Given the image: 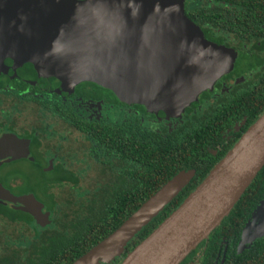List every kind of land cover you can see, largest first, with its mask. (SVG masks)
I'll return each mask as SVG.
<instances>
[{"label":"water","instance_id":"95a60500","mask_svg":"<svg viewBox=\"0 0 264 264\" xmlns=\"http://www.w3.org/2000/svg\"><path fill=\"white\" fill-rule=\"evenodd\" d=\"M185 17L182 0H0V89L10 80L69 94L81 82L165 117H179L197 93L232 66ZM23 140L0 139V163L29 156ZM264 166V112L184 201L120 264H181L230 213ZM194 176L180 172L114 232L72 264H111ZM50 225L32 195L0 183V204ZM264 235V199L240 247Z\"/></svg>","mask_w":264,"mask_h":264},{"label":"flooded vegetation","instance_id":"af4514ba","mask_svg":"<svg viewBox=\"0 0 264 264\" xmlns=\"http://www.w3.org/2000/svg\"><path fill=\"white\" fill-rule=\"evenodd\" d=\"M256 1L182 0L185 17L199 29L203 39L228 52L233 60L231 69L214 79L210 87L199 91L196 101L185 107L179 117L149 112L140 104H125L112 91L90 82L78 83L69 94H65L58 93L57 88L10 80L7 89H0V139L14 135L23 140L29 156L11 162L2 161L0 181H5L13 189H22L27 184L32 186L34 192L22 196H37L35 199L43 205L42 212L49 216L51 223L52 212L46 209L43 201L54 200V211L57 212V189L64 185L73 189L64 177L72 172L81 184L83 177L75 174L78 165L86 171L94 169L93 147L78 127L99 124L116 128L121 125V139L136 137L167 144L186 138L199 121L215 116L220 107L259 85L264 77V0ZM258 29L260 31H256ZM126 124L135 126L138 133H132ZM244 124L243 119L232 130H226L222 137L239 132ZM51 178L53 183L49 184L46 180ZM1 205L20 211L10 204ZM0 223L11 225L2 215ZM33 225L36 226L35 222ZM10 239L9 235H4L1 249L9 247ZM258 240H264L263 236L243 247H240V240L237 255L246 251L249 254ZM199 246L181 264L185 261H188L185 264H202ZM225 251L213 264L225 263Z\"/></svg>","mask_w":264,"mask_h":264},{"label":"trees","instance_id":"16d2710c","mask_svg":"<svg viewBox=\"0 0 264 264\" xmlns=\"http://www.w3.org/2000/svg\"><path fill=\"white\" fill-rule=\"evenodd\" d=\"M249 19L253 21L254 18ZM258 84L234 98L231 103L220 107L215 116L199 121L186 138L178 139L175 143L151 142L138 140L136 137L121 139V125L116 128L99 124L78 127L93 147L91 151L95 162L89 175L91 181L80 185L78 178L71 172L64 179L69 181L76 195L69 193L63 202L57 201V212L54 211V200L49 199L46 203L43 201L46 209L51 211L56 219L54 221L51 218V225L43 231H51L57 225V228L65 230L62 233L63 240L57 239V244L51 241L52 244L46 248H36L30 262L24 259L25 251L21 248L11 250L4 257H0V264H72L114 232L173 177L180 172L193 170L194 176L188 184L128 242L121 256L111 263L120 264L184 201L264 112V77ZM243 119L245 124L239 132H230L228 136L222 137L226 130H232L233 126ZM125 126L132 133H138L135 126ZM36 169L38 170V167ZM79 169L81 172H86V169L78 165L75 173L76 177H83L85 182V173L82 174ZM46 181L51 184L53 178ZM0 183L15 196L34 192L33 187L28 184L22 189L15 187V191L5 181ZM35 198L37 199V196ZM263 199L264 166L230 213L200 244L198 252L203 259L202 264H213L218 255L219 258L222 256L224 249V264H264V240L256 242L250 255L247 254L248 251L242 255L236 253L246 224ZM61 211L64 213L63 217L67 215V226L59 225L57 214ZM0 215L13 225H24L34 231L38 229L34 227L30 215L9 206L0 204ZM21 242L19 240L17 243ZM13 245L14 243H10L8 248L3 247V254L12 249ZM235 259L240 262H235Z\"/></svg>","mask_w":264,"mask_h":264},{"label":"rangeland","instance_id":"374dc122","mask_svg":"<svg viewBox=\"0 0 264 264\" xmlns=\"http://www.w3.org/2000/svg\"><path fill=\"white\" fill-rule=\"evenodd\" d=\"M91 174V171L88 170L85 172L84 176H86V181L84 182V179L81 180L80 185H86L91 181V178H89V175ZM70 185H64L61 188L57 189V199H59V202H63L67 197L69 193H73L74 196L76 193L69 189ZM64 213L61 211L57 214V217L59 220V225H65L67 226V215L65 217ZM52 220L56 221L55 215L52 216ZM3 223V222H2ZM0 223V243L2 242L4 235L10 236V242L14 243L12 249L10 248L9 251L3 254V250L1 249L0 244V256L4 257L7 253H10L11 250H16L17 248H21L23 251H25L24 259L28 262H30L33 259V254L35 252L36 248H46L50 246L52 243L51 241H54L53 244H57L58 241L63 240L62 233L65 232L64 229H61V227L57 228V225H55L54 229L49 231H43L44 229H37L33 230L31 227H26L24 225H9L6 226L5 224ZM53 226V225H52ZM46 229V228H45ZM264 238V235H263ZM58 239V241H57ZM22 241L21 243H17L18 241ZM17 243V244H15ZM33 247V248H32Z\"/></svg>","mask_w":264,"mask_h":264}]
</instances>
